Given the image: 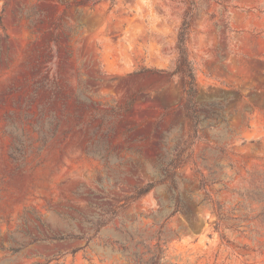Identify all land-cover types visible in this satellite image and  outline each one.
Returning <instances> with one entry per match:
<instances>
[{"label":"rangeland","instance_id":"1","mask_svg":"<svg viewBox=\"0 0 264 264\" xmlns=\"http://www.w3.org/2000/svg\"><path fill=\"white\" fill-rule=\"evenodd\" d=\"M263 208L264 0H0V264H264Z\"/></svg>","mask_w":264,"mask_h":264},{"label":"trees","instance_id":"2","mask_svg":"<svg viewBox=\"0 0 264 264\" xmlns=\"http://www.w3.org/2000/svg\"><path fill=\"white\" fill-rule=\"evenodd\" d=\"M187 29H188V22L184 23L179 31L178 44H177L179 55H178L176 70L182 74V93L184 95L183 108L185 111V115L189 119L191 125L194 128H196L198 123V111L194 100L196 95V84H195L193 67L191 61L189 60L188 52H187V45H186ZM154 185H155L154 183L148 182L142 186H139L135 189V191L131 195L128 196V198L134 200L142 196L143 194L147 193L152 187H154ZM199 185L203 189H205L206 187L205 177L202 173H199ZM170 187L173 193L175 194L174 197L175 202L176 204H178V191L174 182L171 183ZM206 194L208 195L207 192ZM220 207L221 206H219L218 208V218L221 217V213L219 211ZM261 215L264 216V208ZM113 217H114V212L106 213V215L102 216L99 219L98 226L103 227L104 225L110 223ZM68 237H72V236H68ZM75 237L82 238L83 236L77 234ZM159 259L160 256L156 252L152 256H150L147 260L143 261L142 264H159Z\"/></svg>","mask_w":264,"mask_h":264}]
</instances>
